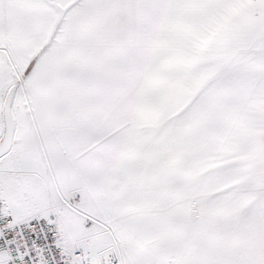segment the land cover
Returning a JSON list of instances; mask_svg holds the SVG:
<instances>
[{"label": "snow or ice", "instance_id": "obj_1", "mask_svg": "<svg viewBox=\"0 0 264 264\" xmlns=\"http://www.w3.org/2000/svg\"><path fill=\"white\" fill-rule=\"evenodd\" d=\"M0 264H264V0H0Z\"/></svg>", "mask_w": 264, "mask_h": 264}]
</instances>
